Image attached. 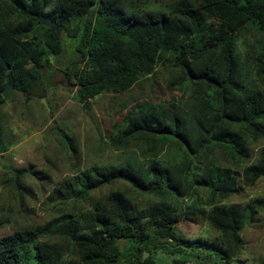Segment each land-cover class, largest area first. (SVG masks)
<instances>
[{
	"label": "trees",
	"instance_id": "obj_1",
	"mask_svg": "<svg viewBox=\"0 0 264 264\" xmlns=\"http://www.w3.org/2000/svg\"><path fill=\"white\" fill-rule=\"evenodd\" d=\"M144 1L0 0V32L8 30L0 38V106L6 102L2 91L8 79L29 92L41 81V68L51 65L50 56L63 52L61 34L43 25L39 15L62 24L74 44L78 57L64 74L81 85L80 102L136 81L156 62L180 71L169 79L180 94L166 103L165 113L142 106L114 122L110 141L124 152L123 160L77 166L47 197L55 204L79 203L121 181L129 185L130 196L156 202L139 211L126 193L116 191L91 207L60 208L47 224L19 225L1 234L0 264H155L152 249L170 246L173 264L240 262L235 257L243 245L245 220L258 219L264 198L245 207L221 202L264 177V148L251 163L249 147L264 138V0H161L158 6ZM241 38L245 57L238 47ZM213 47L217 69L202 63ZM65 138L76 157V143ZM8 148L0 118V154ZM132 148L145 161L129 155ZM33 173L49 179L41 171ZM201 190L205 204L193 201L184 210L181 200ZM174 199L185 220L206 217L223 244L180 240L174 227L182 212L177 214L169 202ZM40 237L67 240L76 259L63 263L50 244L38 242Z\"/></svg>",
	"mask_w": 264,
	"mask_h": 264
},
{
	"label": "rangeland",
	"instance_id": "obj_2",
	"mask_svg": "<svg viewBox=\"0 0 264 264\" xmlns=\"http://www.w3.org/2000/svg\"><path fill=\"white\" fill-rule=\"evenodd\" d=\"M144 2L158 6L161 0ZM7 36L8 30L4 27L1 29L0 38ZM61 37L64 41L63 52L58 56H50L51 65L41 68V81L36 83L31 91L24 93L23 101L6 100L0 106V118L9 145L8 150L0 154V235L11 232L19 225L31 227L47 224L53 216L60 213V208L91 207L94 202L105 200L110 192L126 193L137 209L143 212L156 202L153 198L130 196L129 185L121 181L95 190L90 199L79 203L55 204L47 199L61 180L76 173L77 166L85 169L93 165L117 162L126 157L124 152L117 150L110 141L114 122H121L142 106L165 113L166 103L180 94L169 84L170 77L180 75V71L176 68L169 69L161 61L155 63L153 71L147 72L136 81L119 84L111 92H103L88 101L80 102L77 97L78 80H69L64 74L78 55L64 29L61 31ZM244 38L249 41L254 39L249 34L244 35ZM242 39L239 40L238 47L245 57L246 47ZM218 62L216 47L202 60L205 66L214 69L218 68ZM250 76L255 78L253 71H250ZM43 98L48 108L43 104ZM65 135L72 137L76 143V157L73 156L74 152ZM249 147L252 163L264 148V138L251 141ZM135 151L136 148H132L129 155L141 158ZM167 158L169 156L164 155V160ZM34 171L43 172L49 179H38ZM17 181L27 189L18 186ZM258 197L264 198V177L252 186L243 185L240 194L229 196L221 203H240L245 207ZM205 200L206 192L201 190L196 197H186L181 203L185 210L184 206L188 203L196 201L204 205ZM169 202L174 203L177 208V200ZM177 209V214H182L177 218L174 230L180 240L201 239L223 244L221 233L206 217L198 216L193 221H188L184 219L183 209ZM111 213L115 214L114 208ZM255 217L258 219L252 222L245 220L241 233L243 245L235 257L240 262L234 264H264V207L258 210ZM146 219L148 218L144 214L143 220ZM38 242L50 244L51 250L55 251L56 257L63 263L76 259L75 254L71 253L69 243L63 238L49 241L46 237H40ZM169 250H173L172 246L153 248L151 259L155 264H173V253H169ZM206 252L214 253L208 248ZM144 256H149V252ZM217 256L219 257V254Z\"/></svg>",
	"mask_w": 264,
	"mask_h": 264
},
{
	"label": "water",
	"instance_id": "obj_3",
	"mask_svg": "<svg viewBox=\"0 0 264 264\" xmlns=\"http://www.w3.org/2000/svg\"><path fill=\"white\" fill-rule=\"evenodd\" d=\"M38 19L40 20V22L51 28L52 31L61 34V31L63 30V25L57 23L55 20H53L52 18L46 16V15H39ZM79 87H81V85H79ZM25 91L18 89L16 87H14L10 80L8 79L3 91H2V95L6 100H12V99H16V100H20L23 101L25 99ZM43 104L47 107L45 98L42 99ZM48 108V107H47Z\"/></svg>",
	"mask_w": 264,
	"mask_h": 264
},
{
	"label": "built area",
	"instance_id": "obj_4",
	"mask_svg": "<svg viewBox=\"0 0 264 264\" xmlns=\"http://www.w3.org/2000/svg\"><path fill=\"white\" fill-rule=\"evenodd\" d=\"M177 264H200V263H198V262L195 261V260H191V259H189V260H185V261H182V262H180V263H177Z\"/></svg>",
	"mask_w": 264,
	"mask_h": 264
}]
</instances>
